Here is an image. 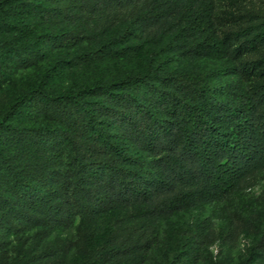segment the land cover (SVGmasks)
<instances>
[{"label":"trees","instance_id":"obj_1","mask_svg":"<svg viewBox=\"0 0 264 264\" xmlns=\"http://www.w3.org/2000/svg\"><path fill=\"white\" fill-rule=\"evenodd\" d=\"M32 69L0 103V264H141L152 224L264 182V0H0V91ZM258 201L239 264H264Z\"/></svg>","mask_w":264,"mask_h":264},{"label":"rangeland","instance_id":"obj_2","mask_svg":"<svg viewBox=\"0 0 264 264\" xmlns=\"http://www.w3.org/2000/svg\"><path fill=\"white\" fill-rule=\"evenodd\" d=\"M133 59L102 61L88 68H78L65 80L73 82L92 78L99 74H113L134 65ZM37 70L20 73L12 85H5L0 91V103L4 102L12 91L21 85L23 79L33 78ZM264 182L240 188L234 195L218 204L187 211L152 224L151 228L159 233V242L141 264H166V249L173 246L177 233L188 226H198L205 236L204 243L196 249L195 264H239L253 248L257 234L250 225L248 216L260 204L259 196ZM255 206V207H254ZM79 239H76L78 242ZM28 241H31L30 239ZM81 247L78 244L65 264H76ZM260 252V251H258ZM12 252H9V255ZM263 256L260 257L262 259ZM122 264H130L123 262Z\"/></svg>","mask_w":264,"mask_h":264}]
</instances>
